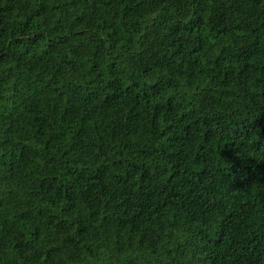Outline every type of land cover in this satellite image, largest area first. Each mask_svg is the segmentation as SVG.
I'll list each match as a JSON object with an SVG mask.
<instances>
[{"label":"trees","instance_id":"1","mask_svg":"<svg viewBox=\"0 0 264 264\" xmlns=\"http://www.w3.org/2000/svg\"><path fill=\"white\" fill-rule=\"evenodd\" d=\"M0 264H264V0H0Z\"/></svg>","mask_w":264,"mask_h":264}]
</instances>
